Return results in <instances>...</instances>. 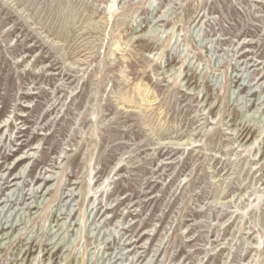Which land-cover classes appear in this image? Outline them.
<instances>
[{"label":"rangeland","instance_id":"rangeland-1","mask_svg":"<svg viewBox=\"0 0 264 264\" xmlns=\"http://www.w3.org/2000/svg\"><path fill=\"white\" fill-rule=\"evenodd\" d=\"M113 1L0 0V264H264V0Z\"/></svg>","mask_w":264,"mask_h":264},{"label":"bare ground","instance_id":"bare-ground-1","mask_svg":"<svg viewBox=\"0 0 264 264\" xmlns=\"http://www.w3.org/2000/svg\"><path fill=\"white\" fill-rule=\"evenodd\" d=\"M115 4H116V2H115V0L111 3V5H110V9H112V8H114V6H115ZM109 9V11L111 12V10ZM139 89H141V85H139V87H138ZM147 87L143 90V92L144 91H147ZM143 100H149V97H148V95L145 97H143ZM148 102V101H147ZM251 144V143H250ZM49 179V178H48ZM14 180H16V178L14 179ZM108 215V214H107Z\"/></svg>","mask_w":264,"mask_h":264}]
</instances>
